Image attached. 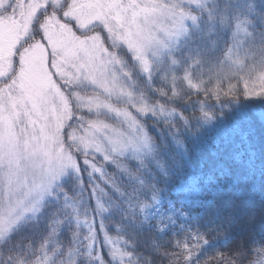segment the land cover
<instances>
[{
	"label": "snow or ice",
	"instance_id": "6c2138e0",
	"mask_svg": "<svg viewBox=\"0 0 264 264\" xmlns=\"http://www.w3.org/2000/svg\"><path fill=\"white\" fill-rule=\"evenodd\" d=\"M16 6L2 264H139L145 234L157 264H264V0Z\"/></svg>",
	"mask_w": 264,
	"mask_h": 264
},
{
	"label": "trees",
	"instance_id": "16d2710c",
	"mask_svg": "<svg viewBox=\"0 0 264 264\" xmlns=\"http://www.w3.org/2000/svg\"><path fill=\"white\" fill-rule=\"evenodd\" d=\"M54 206L55 205H53V207ZM41 226L43 227V225H41ZM63 231L66 232V229ZM116 235H118V234L115 232L112 233L113 239H116L118 241V246H119V244H121V246L123 247L124 246L123 242ZM153 240H154V237L149 235V234H145L144 236L138 238V243L140 245V248L137 250L140 252L139 264H147V260L145 259V257H147V256L153 257V264H157V261L160 260V257H158V255L155 252L156 244L153 243ZM155 240H156L157 244L160 243V240L158 237H156ZM22 243L26 244L27 240L25 239L24 241H22ZM217 247H220L222 249L221 244H215L208 249V252L213 253L214 249ZM6 254L7 253L5 252V256H6ZM1 258L3 259V257H1ZM211 264H215V261H212Z\"/></svg>",
	"mask_w": 264,
	"mask_h": 264
},
{
	"label": "rangeland",
	"instance_id": "374dc122",
	"mask_svg": "<svg viewBox=\"0 0 264 264\" xmlns=\"http://www.w3.org/2000/svg\"><path fill=\"white\" fill-rule=\"evenodd\" d=\"M6 9V11L8 10V8H4L2 11H4ZM14 10L18 11L17 6L13 5V7L11 6V10L7 11V12H2L0 11V15H3L5 13H12ZM4 33H5V25L3 23V21H0V41L3 40L4 38ZM55 198L53 197L52 200H54ZM43 225V224H41ZM3 259L0 257V264H2Z\"/></svg>",
	"mask_w": 264,
	"mask_h": 264
},
{
	"label": "flooded vegetation",
	"instance_id": "af4514ba",
	"mask_svg": "<svg viewBox=\"0 0 264 264\" xmlns=\"http://www.w3.org/2000/svg\"><path fill=\"white\" fill-rule=\"evenodd\" d=\"M0 3H2V0H0ZM13 5H16V0H11V3L8 7V10L7 11H10L11 10V6L13 7ZM3 10V9H2ZM6 9L2 12H7Z\"/></svg>",
	"mask_w": 264,
	"mask_h": 264
}]
</instances>
